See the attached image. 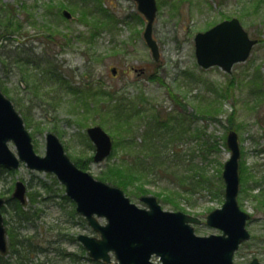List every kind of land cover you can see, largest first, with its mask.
<instances>
[{"label": "rangeland", "instance_id": "374dc122", "mask_svg": "<svg viewBox=\"0 0 264 264\" xmlns=\"http://www.w3.org/2000/svg\"><path fill=\"white\" fill-rule=\"evenodd\" d=\"M156 4L152 36L158 44L157 60L145 42L146 19L134 0H0V90L23 119L36 153H44L46 133H55L71 159L82 161L95 178L108 166L123 169L128 184L123 191L138 206H146L141 195H159L163 209L198 216L201 222L193 224L198 235L221 232L205 218L224 200L221 173L230 155L226 134L235 130L243 170L237 202L250 217L249 238L234 252L233 264L253 258L263 262L264 193L258 178L264 175V0ZM233 16L250 37L258 38L249 56L229 72L217 65L200 66L194 34ZM92 125L102 126L113 141L101 161L92 159L94 147L86 133ZM163 125L170 127L163 131ZM146 128L163 131L159 137L168 142L176 133L179 144L173 146L177 152L170 150L166 156L174 163L162 166L149 157L153 168L135 175L123 163L139 149ZM204 142L217 149L202 151ZM8 146L15 151L12 142ZM195 170L210 178L209 188L189 189ZM17 180L26 184L24 209L33 213L23 222L21 234H32L51 248L38 261L75 264L53 247L79 252L77 234L97 233L86 220L72 217L75 204L64 198V186L52 173L23 163L4 169L0 196L9 197ZM142 188L146 193L138 194ZM4 206V218L14 223L13 210Z\"/></svg>", "mask_w": 264, "mask_h": 264}, {"label": "water", "instance_id": "95a60500", "mask_svg": "<svg viewBox=\"0 0 264 264\" xmlns=\"http://www.w3.org/2000/svg\"><path fill=\"white\" fill-rule=\"evenodd\" d=\"M137 8L147 19L143 36L158 59L156 40L152 37V22L156 13L155 0H135ZM66 17L70 14L65 11ZM257 42L242 27L237 17L223 19L194 35L195 56L202 67L218 65L230 71L233 63L247 58ZM115 71V68H112ZM94 144V161L110 154L112 139L100 125L87 127ZM12 142L15 151L9 146ZM226 143L231 153L223 164L224 200L221 206L206 215V223L220 229L219 234L198 235L192 223L200 218L181 210L163 209L154 195L140 197L146 207H140L123 190L95 178L78 167L65 152L59 138L48 132L45 152H35L31 136L11 100L0 90V164L17 168L23 162L28 168L52 172L64 185L66 195L75 202L98 236L79 233L77 239L93 259L113 264H233V253L249 238L246 221L249 213L237 202L239 188L238 165L240 148L237 133L229 131ZM26 186L17 180L11 197L25 201ZM5 199L0 196V252L7 250L6 228L1 213ZM103 217L104 223L98 219ZM157 257V261L152 258ZM244 264H264L253 258Z\"/></svg>", "mask_w": 264, "mask_h": 264}, {"label": "trees", "instance_id": "16d2710c", "mask_svg": "<svg viewBox=\"0 0 264 264\" xmlns=\"http://www.w3.org/2000/svg\"><path fill=\"white\" fill-rule=\"evenodd\" d=\"M86 14V13H85ZM11 21V20H10ZM10 23V22H8ZM9 25V24H8ZM39 65V64H38ZM46 73V72H45ZM164 126V130H166V127L170 126ZM157 132L156 130L154 132H151L146 128L143 133V140L138 143L140 146L138 150L133 152L132 154H128V157L125 158L124 163L127 166V170L131 171L133 174L145 172L147 167L153 165L148 162L147 158L151 157L152 161L156 162L157 164L166 166L169 163H174L171 160H167L168 157H166L169 154V151L172 150L171 153H174V149L176 150L174 144H179V136L175 133L171 135V138L169 139V142L166 140L160 139V135L162 132ZM135 135L134 133H132ZM213 147H216L212 145L211 142L203 143L202 151H205L206 149L211 150ZM166 150V154H160L158 156V152ZM177 152V150H176ZM180 159V157H179ZM73 161L76 163V165L80 168H85L86 166L84 163L80 160ZM118 165L114 166H108L110 168L105 173H101L99 175V178L107 183H110L112 185H116L120 187L122 190H127V182L125 180L124 172H122L123 169L118 168L117 170H111L114 169ZM113 167V168H111ZM5 168L0 165V176L2 175V172ZM242 166L239 164V173L242 175ZM112 172L111 174H109ZM173 173V172H172ZM145 174V173H144ZM142 174V175H144ZM190 177V183L187 184L192 191H196V189L201 187L209 188L211 185V180L208 178L203 171L199 172L198 170H195V173H193ZM176 180L179 182V178L176 176ZM258 183L261 184V191L264 193V175L258 178ZM218 180H220V175L218 176ZM45 185V183H43ZM46 186V185H45ZM221 188V186H220ZM222 190V188L220 189ZM146 189L142 188L139 189L137 192L139 193H146ZM32 195V192L30 193ZM137 195V194H136ZM64 198H68L66 195H64ZM159 198V195L157 196ZM6 204L9 205L11 210H13V219L14 223L11 222L8 219L4 218V222L7 225V235H8V250L5 254L0 253V264H46L48 259L39 260L38 256L41 253H44L45 255L51 251V248L47 246H42L40 243H38L34 239V235H25L24 233L21 234V228L23 227V222L27 220L29 216H31L33 213L31 210L24 209V204L20 203L16 199L9 197H6ZM5 206L3 205L2 209ZM70 214L72 217L79 216L80 219L85 222V219L77 215L75 208H72L70 211ZM10 222V224H9ZM74 239V238H73ZM76 239V238H75ZM42 243V242H41ZM55 253L57 255H60L61 257H69L71 261H73L75 264H108L101 260H95L91 258L86 250L83 248V246L80 244V251L79 252H72V251H66L60 247L54 248Z\"/></svg>", "mask_w": 264, "mask_h": 264}]
</instances>
